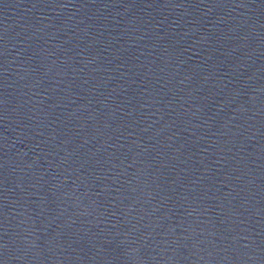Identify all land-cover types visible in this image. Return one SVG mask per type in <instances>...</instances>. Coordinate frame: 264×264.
I'll return each mask as SVG.
<instances>
[{
  "label": "water",
  "instance_id": "1",
  "mask_svg": "<svg viewBox=\"0 0 264 264\" xmlns=\"http://www.w3.org/2000/svg\"><path fill=\"white\" fill-rule=\"evenodd\" d=\"M0 264H264V0H0Z\"/></svg>",
  "mask_w": 264,
  "mask_h": 264
}]
</instances>
